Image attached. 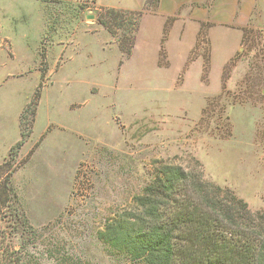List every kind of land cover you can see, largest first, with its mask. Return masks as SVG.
<instances>
[{
    "label": "rangeland",
    "instance_id": "374dc122",
    "mask_svg": "<svg viewBox=\"0 0 264 264\" xmlns=\"http://www.w3.org/2000/svg\"><path fill=\"white\" fill-rule=\"evenodd\" d=\"M94 1L0 0V165L43 82L33 134L13 162L19 209L37 230L12 243L30 264H143L100 232L135 210L165 164L264 210V31L247 30L220 81L209 66L200 77L197 63L184 80L147 78L138 59L83 33L95 32ZM54 42L68 43L65 66L42 78Z\"/></svg>",
    "mask_w": 264,
    "mask_h": 264
},
{
    "label": "trees",
    "instance_id": "16d2710c",
    "mask_svg": "<svg viewBox=\"0 0 264 264\" xmlns=\"http://www.w3.org/2000/svg\"><path fill=\"white\" fill-rule=\"evenodd\" d=\"M157 1L148 0L146 9ZM95 9L97 21L113 35L122 53H132L143 11ZM118 29H122L121 36ZM42 61L46 62L44 53ZM47 71L48 67L42 69V78ZM42 87L40 82L21 113L20 139L11 146L10 158L0 165V264H30L25 248L12 243L15 233L24 241L37 230L19 209L13 162L33 134ZM134 200L135 210L100 232L102 240L123 249L132 260L143 264H264V210H252L231 188L208 180L201 172L175 164L160 166L155 179Z\"/></svg>",
    "mask_w": 264,
    "mask_h": 264
},
{
    "label": "crops",
    "instance_id": "0c3cea01",
    "mask_svg": "<svg viewBox=\"0 0 264 264\" xmlns=\"http://www.w3.org/2000/svg\"><path fill=\"white\" fill-rule=\"evenodd\" d=\"M94 4L95 8L143 11L135 46L125 56L127 60L138 59L142 71L148 73L147 78L157 76L172 81L183 75L184 80L197 63L201 66L200 77L209 66L208 74L216 68L220 81L225 67L239 53L246 30L264 31V0H158L149 9H146L148 0H95ZM88 18L96 29L83 33L100 36L104 50L118 48L124 56L119 43L96 16L90 14ZM52 45L46 53L50 63L46 74L49 75L64 68L65 63L57 69V61L69 49L68 43ZM56 47L58 51L51 55ZM162 57L165 65L160 63Z\"/></svg>",
    "mask_w": 264,
    "mask_h": 264
}]
</instances>
